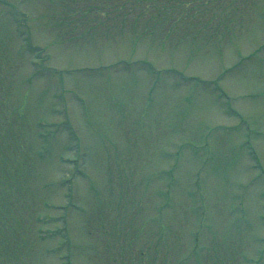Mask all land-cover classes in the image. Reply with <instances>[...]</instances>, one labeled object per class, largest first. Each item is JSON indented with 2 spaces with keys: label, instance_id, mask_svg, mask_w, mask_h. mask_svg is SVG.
<instances>
[{
  "label": "rangeland",
  "instance_id": "obj_1",
  "mask_svg": "<svg viewBox=\"0 0 264 264\" xmlns=\"http://www.w3.org/2000/svg\"><path fill=\"white\" fill-rule=\"evenodd\" d=\"M0 1V264H264V0Z\"/></svg>",
  "mask_w": 264,
  "mask_h": 264
},
{
  "label": "flooded vegetation",
  "instance_id": "obj_2",
  "mask_svg": "<svg viewBox=\"0 0 264 264\" xmlns=\"http://www.w3.org/2000/svg\"><path fill=\"white\" fill-rule=\"evenodd\" d=\"M133 246L130 247V245L126 244L124 247L122 245L120 247H116L117 251H112V257H102L95 264H186L185 261H182V259H161L158 257V255L152 251L150 244H144L140 247H135V243H132ZM107 244L101 245L102 248H99L98 250L102 252L106 249ZM111 250V248H109ZM135 251L137 252V256L135 254ZM152 252V253H150ZM66 261V262H65ZM71 261H74L73 259L63 260L64 263L62 264H75Z\"/></svg>",
  "mask_w": 264,
  "mask_h": 264
}]
</instances>
